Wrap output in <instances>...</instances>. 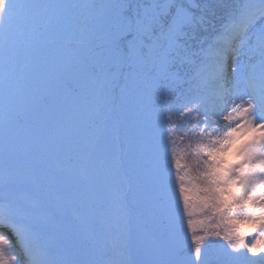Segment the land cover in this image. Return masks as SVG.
I'll return each instance as SVG.
<instances>
[{"label": "snow or ice", "instance_id": "snow-or-ice-1", "mask_svg": "<svg viewBox=\"0 0 264 264\" xmlns=\"http://www.w3.org/2000/svg\"><path fill=\"white\" fill-rule=\"evenodd\" d=\"M0 264H264V0H0Z\"/></svg>", "mask_w": 264, "mask_h": 264}, {"label": "rangeland", "instance_id": "rangeland-1", "mask_svg": "<svg viewBox=\"0 0 264 264\" xmlns=\"http://www.w3.org/2000/svg\"><path fill=\"white\" fill-rule=\"evenodd\" d=\"M4 232L7 233V229H3ZM9 236H11V233H7Z\"/></svg>", "mask_w": 264, "mask_h": 264}]
</instances>
